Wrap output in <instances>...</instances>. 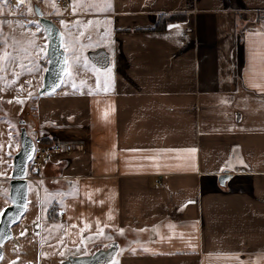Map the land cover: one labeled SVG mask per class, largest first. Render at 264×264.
<instances>
[{
	"label": "crops",
	"instance_id": "1",
	"mask_svg": "<svg viewBox=\"0 0 264 264\" xmlns=\"http://www.w3.org/2000/svg\"><path fill=\"white\" fill-rule=\"evenodd\" d=\"M113 8L116 55L105 49L104 66L88 55L113 75L80 87L66 70L63 92L37 97L36 122L25 119L32 137L74 147L28 174L47 226L18 235L23 258L59 264L116 243L114 264H264V0ZM159 13L180 16L157 29Z\"/></svg>",
	"mask_w": 264,
	"mask_h": 264
},
{
	"label": "rangeland",
	"instance_id": "2",
	"mask_svg": "<svg viewBox=\"0 0 264 264\" xmlns=\"http://www.w3.org/2000/svg\"><path fill=\"white\" fill-rule=\"evenodd\" d=\"M115 2L116 0H67L66 3H59L57 0H25L21 3L20 0H9L8 4L0 3V218L11 202L10 183L5 177L12 164V154L18 146L20 128L26 117H29V123L36 122L33 108L37 97L63 92L61 86L53 92L39 93L47 65L48 39L32 9L33 3L38 4L43 14L53 19L62 32V45L68 62L64 83L72 77L78 86L84 87L99 75L111 77L114 73V62L110 66L98 68L90 62L88 51L103 47L112 56L116 55L117 39L112 28ZM17 98L23 103H17ZM30 112L32 113L29 114ZM29 132L34 134L31 128ZM28 171V174H33L31 169ZM33 189L35 192L28 199L25 212L12 226L13 236L2 244L5 256L0 264H38L36 254L30 259L23 258L21 251L24 241L18 238L21 233H32L35 236L34 231H46V210L44 208L43 213L39 210L38 187L35 185ZM47 200L48 193L45 191L41 201L44 206ZM52 226L53 232H58L56 225ZM28 247L39 248L33 242ZM40 248L44 252H54L61 247L52 246L48 249L43 245ZM66 251L63 250L64 253ZM119 254L120 251L108 264H114Z\"/></svg>",
	"mask_w": 264,
	"mask_h": 264
},
{
	"label": "water",
	"instance_id": "3",
	"mask_svg": "<svg viewBox=\"0 0 264 264\" xmlns=\"http://www.w3.org/2000/svg\"><path fill=\"white\" fill-rule=\"evenodd\" d=\"M35 13L42 24L47 39V65L43 75V85L39 93L56 90L67 70L66 52L62 45V32L53 19L45 16L41 7L35 5ZM89 57L97 64H107V52L103 48L88 51ZM34 149L33 137L28 134L24 125L20 128V147L13 155L10 174V199L0 218V257H3L2 244L12 237L13 224L25 212L28 199V162ZM229 174L225 171L219 175V181L224 184ZM117 244L100 247L86 255L69 256L60 264H108L117 251ZM1 260V259H0Z\"/></svg>",
	"mask_w": 264,
	"mask_h": 264
},
{
	"label": "built area",
	"instance_id": "4",
	"mask_svg": "<svg viewBox=\"0 0 264 264\" xmlns=\"http://www.w3.org/2000/svg\"><path fill=\"white\" fill-rule=\"evenodd\" d=\"M59 3H66L67 0H57ZM45 136L43 135H35L33 136L34 149L32 157L28 162V169L32 171H38L44 162L46 156L51 153L64 151L67 149H71L74 147L73 143L63 142V141H46ZM62 215L63 212L61 211Z\"/></svg>",
	"mask_w": 264,
	"mask_h": 264
},
{
	"label": "trees",
	"instance_id": "5",
	"mask_svg": "<svg viewBox=\"0 0 264 264\" xmlns=\"http://www.w3.org/2000/svg\"><path fill=\"white\" fill-rule=\"evenodd\" d=\"M179 16H180L179 13H159L156 17L154 28H157V29L164 28L168 22L178 20ZM46 64H47V61H46ZM44 138L46 141H50V140L56 141L55 138L50 137V136H45Z\"/></svg>",
	"mask_w": 264,
	"mask_h": 264
},
{
	"label": "snow or ice",
	"instance_id": "6",
	"mask_svg": "<svg viewBox=\"0 0 264 264\" xmlns=\"http://www.w3.org/2000/svg\"><path fill=\"white\" fill-rule=\"evenodd\" d=\"M20 2L23 3V2H25V0H20ZM0 3H2V4H8L9 3V0H0ZM73 8L75 10V5H73ZM109 8H110V5H109ZM254 86H256V85H254ZM29 95H31V93ZM11 102L12 101H8V103H11ZM16 102L17 103H21V104L23 103V101L20 100L19 98H17ZM105 116H107V113H105ZM172 151H175V150H172ZM181 151H190V152L195 153L197 150L195 148H193V149H187V150H181ZM121 232H123V230H121ZM22 235H23V233H22ZM145 251H148V250L145 249ZM0 259H2V257H0ZM13 264H15V262H13Z\"/></svg>",
	"mask_w": 264,
	"mask_h": 264
},
{
	"label": "flooded vegetation",
	"instance_id": "7",
	"mask_svg": "<svg viewBox=\"0 0 264 264\" xmlns=\"http://www.w3.org/2000/svg\"><path fill=\"white\" fill-rule=\"evenodd\" d=\"M35 3H33V5H32V9H33V11H35ZM36 14V13H35ZM37 16V15H36ZM38 17V16H37ZM22 121V120H21Z\"/></svg>",
	"mask_w": 264,
	"mask_h": 264
}]
</instances>
